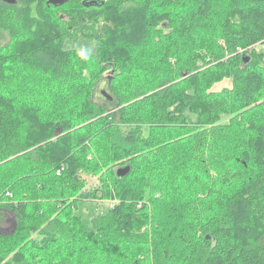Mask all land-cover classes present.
Masks as SVG:
<instances>
[{
	"label": "trees",
	"instance_id": "trees-1",
	"mask_svg": "<svg viewBox=\"0 0 264 264\" xmlns=\"http://www.w3.org/2000/svg\"><path fill=\"white\" fill-rule=\"evenodd\" d=\"M87 1L0 0V29L9 38L0 47V224L4 210L21 220L11 234L0 233V264L13 254L19 264H264V101L246 107L238 100L244 86L264 87L260 53L243 51L264 40V0L157 4L179 15L153 13L144 0ZM62 8L72 21L58 16ZM86 9L98 10L85 18L93 31L79 35ZM134 48L142 56L130 53ZM81 49L87 59L78 56ZM118 52L130 53L138 68H124ZM228 52L235 56L233 87L213 90L231 73ZM148 80L160 89L152 91ZM187 110L196 118L183 117ZM226 114L232 118L222 122ZM144 123L164 136L159 149L182 148L180 138L198 129L183 169H164L174 186L182 175L199 201L194 217L182 214V228L162 230L155 218L161 175L149 172L153 195L141 208L137 191L124 186L138 172L130 151L137 143L126 147L117 135L131 140L125 127ZM244 134L254 151L238 141ZM120 158L125 164H110ZM142 160L153 161L150 153ZM125 166L130 171L118 176ZM96 174L106 182L87 188L85 177ZM106 199L116 203L105 212L97 205L98 215L82 221L85 203ZM165 202L157 203L161 213L177 210ZM129 226H145L148 234L125 254L115 237ZM104 242L114 246L108 253L96 248ZM173 243L181 245L180 257L170 251Z\"/></svg>",
	"mask_w": 264,
	"mask_h": 264
},
{
	"label": "rangeland",
	"instance_id": "rangeland-1",
	"mask_svg": "<svg viewBox=\"0 0 264 264\" xmlns=\"http://www.w3.org/2000/svg\"><path fill=\"white\" fill-rule=\"evenodd\" d=\"M147 4H148V10H151V12L156 13V14H163L166 12H170L173 14V12L176 15H179L180 12H178V10L176 9H171L168 7H166L165 9L160 10L159 8L161 7L160 4L157 5L160 0H144ZM69 7V6H68ZM67 7V8H68ZM69 9V8H68ZM66 8H62L58 11V16L60 17L62 16H66L64 17V22L71 20V18L69 19V14H66ZM98 10L95 9H86L85 12L82 16V20L83 21V25H82V29L79 31V35H84L85 32L87 31H93L90 28V22L86 23L85 18H89L91 19L94 15L93 12H96ZM171 15V14H169ZM158 19V18H157ZM72 21V20H71ZM73 21H80L79 19L77 20L76 18ZM101 22L97 23V26H101ZM76 27V26H75ZM1 28V27H0ZM90 37V36H89ZM201 41L205 42V36H201ZM8 35H7V31H5L4 29H0V47L6 46V44L8 43ZM204 40V41H203ZM224 41V40H223ZM146 47H148L147 45H145ZM152 47H157V45H153ZM142 47H140L141 49ZM140 49L138 50V48H134L132 51L131 50H127V51H131L130 53L134 54V55H138V53H140L142 56V52H139ZM242 48H239L238 51H242ZM243 51H256L258 53H260V63L264 65V40H261L260 42H258L257 44H254L252 47H249V49H245ZM130 53H126V52H122V54H119L118 52V57L120 56V62H123L122 65L124 66V68H130V69H134L137 67L136 62L133 61L132 57L130 55ZM139 56V57H140ZM234 53H230L228 52V55L225 57V60H228V58H233L231 64V68L229 70H231V73L228 76H224L222 77L219 81H217V83H215L212 87L213 90L216 91H220L223 90L225 88H232L233 87V76L232 74L234 73V66H233V62H234ZM113 60H117L118 59L115 57ZM214 63H210L208 65H205L202 69H207L211 66H214ZM138 68V67H137ZM226 70V69H225ZM111 69L105 70L104 71V75L106 77H108V75L110 74ZM215 72H220V70L216 69ZM130 73V72H129ZM150 84V88H152V91H157L160 88H155L156 84L151 81L148 80L147 81ZM101 90L104 91L106 90V82H103L101 84H99L98 86V93L95 99L96 104H101L103 103V100L101 98ZM242 93L246 96V98H248V100H244V98L241 96ZM238 100L241 103L242 106H246V105H255L257 102H263L264 101V87H262V89L260 87H254V86H244L241 91L238 94ZM100 97V98H99ZM249 107V106H246ZM245 108V107H244ZM264 111V109H263ZM192 114V111L187 110L183 113V117L186 116L187 118H189L190 116H192V118H196V116L194 117ZM232 118V116H229L228 114L224 115L222 122L228 121ZM254 122V121H252ZM149 123V122H148ZM148 123H144L142 126H138L136 124H132L130 127H125L127 128L124 132V135L128 134V135H132L133 137L130 139H127L126 136H121V133H119L117 135L118 139H122L125 142V146L128 147L131 144L136 145L135 143H137V146L135 149L130 150L133 151L132 156H131V160H133V162H135V164L138 167V172L135 174L134 177H132L130 180H128V183H124L122 182V184L124 183V186L126 188L128 187H132L134 188L135 191H137L138 195L136 198H140L139 200V204H138V208H141L142 205L150 202V196L153 195V192L151 190H149V183H148V174L149 172H156L154 173V177H158L159 175H161L162 177L164 176V172L167 170H164L168 167H171V169H183V166H185L186 164V160H187V155L192 153V147L195 146V136L197 134V130L193 129V131L189 132V133H185V135H183V137H181L180 139H182V148H174L171 150L167 147H163V149H159L160 148V142L164 141V136L162 135V133L160 132V130H157L156 128L150 127V124L148 125ZM255 123V122H254ZM262 123L258 122L255 124L256 127H260ZM248 135V134H247ZM246 134L244 135H240L238 138V141L240 142V144L242 145L243 148H248L251 151H254V143L252 141L251 138H249ZM59 135H57L58 137ZM56 135L55 137H53L51 140H55L57 139ZM116 138V140H118ZM49 139V140H50ZM123 142V141H122ZM114 146V150H118L119 148H116V144L113 145ZM130 148V147H129ZM224 147L221 146L220 150L222 151ZM161 152H163V155H161ZM150 153V159L153 160V158H158L156 161L153 160L151 165H146V163L142 160V156L144 154H149ZM159 154V157H158ZM162 157V158H161ZM123 158L117 159V160H113L110 164L114 167H119L123 164H125L126 161L121 160ZM157 167V168H155ZM174 172V171H173ZM153 177V178H154ZM174 177H176V173L174 172ZM87 180V188H91V187H99L103 181L106 182V178L102 179L99 174L96 175H91V176H86L85 177ZM162 180L160 181V187L159 185L156 186V189H159L160 191H162L163 193H154L156 194L155 197L157 198V201L155 203V218L159 219L160 221H158V225L160 227H163L162 230H166V225L170 226L171 228H175L177 227H181L183 226V217L182 214H186L188 215L189 212H192V217L195 216V213H197V203L199 202L197 200V198L194 196L195 194H193L192 190H190L189 188H187L186 183L184 182L182 175L179 177H176L175 180V186L174 184L171 183L170 179H173L172 176H170V179H168L167 177H163L161 178ZM180 181H179V180ZM170 183L169 185H166ZM208 183L205 184V187H208ZM112 190V189H111ZM112 192H114V190H112ZM115 193H118L117 191H115ZM166 195V197H165ZM114 197V196H113ZM111 199V198H110ZM170 200L172 202H175L177 210L174 211V213L167 211L166 209H163V212H160V208L157 206V203H161V204H166L165 201ZM114 202L116 203V201H112L109 199H106V201H102V202H90V203H85L83 205V209L81 211V213L78 214L81 216L82 221L86 222L87 224L90 223V221L96 216L98 215L97 213V209L96 206L100 205L101 210H103V212H105L107 210L108 207L113 206ZM118 202V201H117ZM180 202V203H179ZM196 203V204H195ZM179 204V205H178ZM152 206V204H151ZM154 213V212H153ZM173 214L175 219L170 222L173 218ZM170 216L169 219H167V217ZM19 216V215H17ZM17 216L14 212L9 211V210H4V220L1 222L0 224V233L1 234H11L18 226V224L20 225V221L18 223V219ZM151 217H154L151 215ZM20 218V216H19ZM164 218L166 219V221H164ZM170 222V223H169ZM151 225L154 223V218H151L150 220ZM129 230L127 228L126 230V235H121L119 233V237H115L116 240H118V246L119 247H123L124 249L123 252L125 254L128 253L127 249H128V245L132 243V241H139L140 244L143 243V241H147V231L145 226H136V227H131L129 226ZM83 230V229H82ZM116 234V235H117ZM131 234V239L126 238V236H129ZM98 236V235H97ZM98 240H102L104 241V239L106 238V235H102L100 237H97ZM97 242V241H96ZM98 246V247H97ZM114 246L109 244L108 242H104L102 244H98L96 245V248L100 249L101 251L103 250V252L108 253L110 250V248H113ZM95 248V249H96ZM138 249L134 252L135 254L137 253ZM170 251L174 252L175 256H181V245L178 243H173L170 246ZM169 251V252H170ZM133 253V254H134ZM98 254V253H97ZM14 255H4L3 256V262L5 264H19V261H15L14 260ZM37 259V256L35 257V260ZM65 264V263H63Z\"/></svg>",
	"mask_w": 264,
	"mask_h": 264
},
{
	"label": "water",
	"instance_id": "water-1",
	"mask_svg": "<svg viewBox=\"0 0 264 264\" xmlns=\"http://www.w3.org/2000/svg\"><path fill=\"white\" fill-rule=\"evenodd\" d=\"M7 1L15 2V0H7ZM67 1L68 0H48L47 3L52 4L54 6H61L62 4H64ZM84 4L85 5H94V4H97V1H95V0L87 1V2H84ZM248 60H249V57H246L245 61L247 62ZM129 171H130V166H125V167L119 168L117 173H118V176L122 177V176L126 175Z\"/></svg>",
	"mask_w": 264,
	"mask_h": 264
},
{
	"label": "clouds",
	"instance_id": "clouds-1",
	"mask_svg": "<svg viewBox=\"0 0 264 264\" xmlns=\"http://www.w3.org/2000/svg\"><path fill=\"white\" fill-rule=\"evenodd\" d=\"M78 56L81 58V59H87V55H86V52L84 50H79L78 51Z\"/></svg>",
	"mask_w": 264,
	"mask_h": 264
},
{
	"label": "built area",
	"instance_id": "built-area-1",
	"mask_svg": "<svg viewBox=\"0 0 264 264\" xmlns=\"http://www.w3.org/2000/svg\"><path fill=\"white\" fill-rule=\"evenodd\" d=\"M9 194V193H8Z\"/></svg>",
	"mask_w": 264,
	"mask_h": 264
}]
</instances>
